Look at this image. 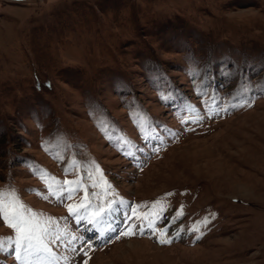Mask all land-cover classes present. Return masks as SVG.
Masks as SVG:
<instances>
[{
    "label": "rangeland",
    "instance_id": "obj_1",
    "mask_svg": "<svg viewBox=\"0 0 264 264\" xmlns=\"http://www.w3.org/2000/svg\"><path fill=\"white\" fill-rule=\"evenodd\" d=\"M106 188L154 230L95 242ZM0 189L88 264H264V0H0Z\"/></svg>",
    "mask_w": 264,
    "mask_h": 264
},
{
    "label": "snow or ice",
    "instance_id": "obj_2",
    "mask_svg": "<svg viewBox=\"0 0 264 264\" xmlns=\"http://www.w3.org/2000/svg\"><path fill=\"white\" fill-rule=\"evenodd\" d=\"M241 92L246 93L247 88L241 89ZM238 103L241 107L251 106L250 100L247 98H243L242 102ZM223 110L221 109V111ZM198 119L202 120V117ZM71 183H76L77 188L65 187ZM92 187H96L95 183ZM79 190L78 181H64L62 186L53 190L51 194L61 200H70L72 193ZM107 192L106 188L100 193L92 192L90 194L97 200L96 204L89 201L87 204L81 203L78 206L68 205V212L75 217L77 225L84 222L92 226V228H85V231L97 229L101 235L107 232L119 233L123 236L144 235L146 228L154 230L152 219L150 217L146 219L138 212V209L143 205L133 208L130 202L109 197ZM101 200L102 202H100ZM90 208L96 210L89 212ZM158 215L159 213H157ZM0 218L15 232L14 237L0 238V252H3L6 247H11L15 252V260L20 264H60L61 261L63 264H76L75 258L78 256L85 257L82 264H88V253L93 250L92 243L83 239L79 234L72 235L67 229L58 228L51 217L44 220L38 219L37 214L31 212L20 201L15 190L0 189ZM133 218L142 221L139 227L132 223ZM191 230L197 231L195 228ZM159 231L165 237L158 240L160 244L173 242V238H169L164 229ZM116 238L118 239L119 235Z\"/></svg>",
    "mask_w": 264,
    "mask_h": 264
},
{
    "label": "bare ground",
    "instance_id": "obj_3",
    "mask_svg": "<svg viewBox=\"0 0 264 264\" xmlns=\"http://www.w3.org/2000/svg\"><path fill=\"white\" fill-rule=\"evenodd\" d=\"M243 192H244V191H243ZM98 235H99V238H97V240L95 239V242L100 241L101 234H98Z\"/></svg>",
    "mask_w": 264,
    "mask_h": 264
}]
</instances>
